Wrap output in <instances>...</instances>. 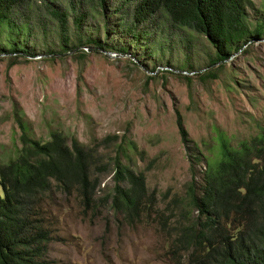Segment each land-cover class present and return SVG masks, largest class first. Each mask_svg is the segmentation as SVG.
Instances as JSON below:
<instances>
[{
	"label": "rangeland",
	"instance_id": "rangeland-1",
	"mask_svg": "<svg viewBox=\"0 0 264 264\" xmlns=\"http://www.w3.org/2000/svg\"><path fill=\"white\" fill-rule=\"evenodd\" d=\"M50 1L67 11V46L58 22L39 1H32L16 17L29 23V51L37 54L0 53V159L15 156L22 132L46 141L50 132L61 131L68 140L76 137L93 149L97 164L91 173L100 183L93 212L84 213L72 197L52 193L55 203L48 205L47 215L53 240L46 264H176L156 224L129 226L112 209L113 161L119 157L144 172L158 209L166 213V205L184 195L192 179L200 183L204 169L203 161L197 163L192 176L176 126L178 115L187 144L204 153L216 149L219 136L235 146L264 131V38L247 43L221 68L209 66L212 48L205 38L162 16L143 24L150 33L141 43H149L150 49L129 46L131 53L123 55L76 39L78 33H91L102 40L103 20L110 27L117 22L111 15L120 0L108 2L105 14H85L79 32L73 21L77 14L67 1ZM74 3L85 12V0ZM113 32L110 42H129L128 37L119 42V33ZM71 45L75 49L68 50ZM208 71L215 77H202Z\"/></svg>",
	"mask_w": 264,
	"mask_h": 264
},
{
	"label": "trees",
	"instance_id": "trees-1",
	"mask_svg": "<svg viewBox=\"0 0 264 264\" xmlns=\"http://www.w3.org/2000/svg\"><path fill=\"white\" fill-rule=\"evenodd\" d=\"M32 1H39L58 22L67 46V11L62 12L50 0H0V53L15 57L37 54L29 51V23L16 17ZM66 1L77 14L73 21L79 32L85 14H105L111 0H85V12H80L74 3L77 0ZM113 11L111 16L117 22L110 27L104 18L102 40L91 33H78V44L123 55L131 53L129 46L150 49L149 43H141L150 33L143 24L163 16L180 29L202 35L212 48L209 66L221 68L247 43L264 38V0H120ZM113 30L115 35L119 33V42L125 37L129 42H110L108 35ZM158 50L166 51L162 44ZM187 68L193 67L188 64ZM202 77L213 78L215 73L208 71ZM17 124L23 128L19 119ZM176 126L193 177L194 165L204 162L200 183L192 179L185 194L175 195L163 213L157 207L156 193L147 188L145 173L115 157L109 195L112 209L129 226L156 224L176 264H264V131L235 146L219 136L216 149L204 153L197 145L187 144L180 115ZM20 140L15 156L0 159V264H46L53 240L47 215L48 205L55 203L52 193L72 197L84 213L93 212L100 182L91 169L97 157L92 148L76 137L68 140L61 131L50 132L46 141L22 132Z\"/></svg>",
	"mask_w": 264,
	"mask_h": 264
}]
</instances>
